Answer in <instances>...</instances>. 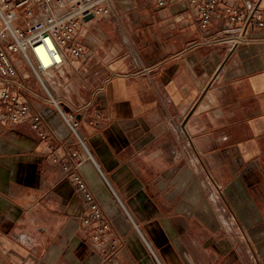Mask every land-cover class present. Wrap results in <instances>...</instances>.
<instances>
[{"label": "crops", "instance_id": "0c3cea01", "mask_svg": "<svg viewBox=\"0 0 264 264\" xmlns=\"http://www.w3.org/2000/svg\"><path fill=\"white\" fill-rule=\"evenodd\" d=\"M112 10L76 31L85 57L45 74L61 109L80 116L92 158L77 173L119 240L110 263L264 264V26L230 48L204 43L227 23L216 11L202 31L187 0ZM23 78L28 114L0 112V264H109L59 162L76 140Z\"/></svg>", "mask_w": 264, "mask_h": 264}, {"label": "built area", "instance_id": "2783aa9c", "mask_svg": "<svg viewBox=\"0 0 264 264\" xmlns=\"http://www.w3.org/2000/svg\"><path fill=\"white\" fill-rule=\"evenodd\" d=\"M135 5L148 0H131ZM163 6L175 0H153ZM195 4L196 24L202 31H207L217 11L226 23L221 28L204 36V43H226L230 48L249 43L250 34L264 26V8L259 0H187ZM114 0H0V112L11 121L24 117L29 112L27 102L19 100V92L29 89L26 81L17 69L13 57L19 58L26 69L39 84L45 99L62 116L71 135L76 140L78 149L69 153L60 165L71 178L84 201L82 221L92 228L91 240L94 248L107 249L109 254L104 262H109L119 240L111 236L109 222L95 201L92 192L77 173L82 162L90 160L91 154L81 137L78 126L80 116L75 112L61 109L59 100L46 83L45 74L62 65L65 56L83 58L86 52L78 43L76 31L86 21L98 16L113 14ZM14 87V92L10 90ZM80 115V114H79ZM93 121L98 122L99 113ZM43 124L39 113L31 115V127L41 139L48 133L41 128ZM180 130L185 132L184 124ZM54 162L57 158L52 159Z\"/></svg>", "mask_w": 264, "mask_h": 264}, {"label": "rangeland", "instance_id": "374dc122", "mask_svg": "<svg viewBox=\"0 0 264 264\" xmlns=\"http://www.w3.org/2000/svg\"><path fill=\"white\" fill-rule=\"evenodd\" d=\"M13 61L15 62V65L17 66V69L22 76L26 77V76L31 75L19 58L13 57ZM91 234H92V231H91Z\"/></svg>", "mask_w": 264, "mask_h": 264}]
</instances>
